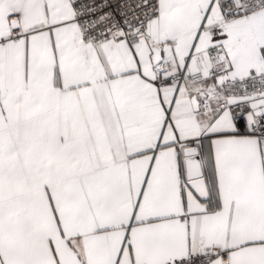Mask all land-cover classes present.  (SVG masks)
Here are the masks:
<instances>
[{
  "label": "snow or ice",
  "instance_id": "obj_1",
  "mask_svg": "<svg viewBox=\"0 0 264 264\" xmlns=\"http://www.w3.org/2000/svg\"><path fill=\"white\" fill-rule=\"evenodd\" d=\"M0 264H264V0H0Z\"/></svg>",
  "mask_w": 264,
  "mask_h": 264
}]
</instances>
